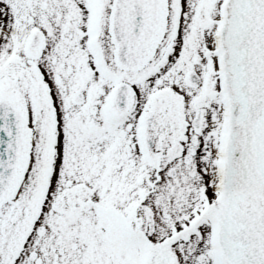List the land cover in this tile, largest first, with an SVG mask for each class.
<instances>
[{"label": "snow or ice", "instance_id": "1", "mask_svg": "<svg viewBox=\"0 0 264 264\" xmlns=\"http://www.w3.org/2000/svg\"><path fill=\"white\" fill-rule=\"evenodd\" d=\"M0 264H264V0H0Z\"/></svg>", "mask_w": 264, "mask_h": 264}]
</instances>
